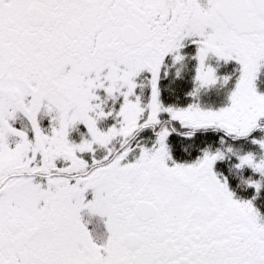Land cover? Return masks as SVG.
<instances>
[{
	"label": "snow or ice",
	"instance_id": "6c2138e0",
	"mask_svg": "<svg viewBox=\"0 0 264 264\" xmlns=\"http://www.w3.org/2000/svg\"><path fill=\"white\" fill-rule=\"evenodd\" d=\"M262 83L264 0H0V264H264Z\"/></svg>",
	"mask_w": 264,
	"mask_h": 264
},
{
	"label": "trees",
	"instance_id": "16d2710c",
	"mask_svg": "<svg viewBox=\"0 0 264 264\" xmlns=\"http://www.w3.org/2000/svg\"><path fill=\"white\" fill-rule=\"evenodd\" d=\"M220 95H222V93H220ZM211 98V99H216L217 98V93L213 92L210 94L209 97H206V99ZM262 209H264V205H261Z\"/></svg>",
	"mask_w": 264,
	"mask_h": 264
}]
</instances>
